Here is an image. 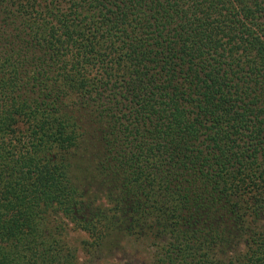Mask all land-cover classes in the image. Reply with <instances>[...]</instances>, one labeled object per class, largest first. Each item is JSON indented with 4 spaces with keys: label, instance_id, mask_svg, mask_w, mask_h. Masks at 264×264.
<instances>
[{
    "label": "trees",
    "instance_id": "16d2710c",
    "mask_svg": "<svg viewBox=\"0 0 264 264\" xmlns=\"http://www.w3.org/2000/svg\"><path fill=\"white\" fill-rule=\"evenodd\" d=\"M264 264V0H0V264Z\"/></svg>",
    "mask_w": 264,
    "mask_h": 264
},
{
    "label": "rangeland",
    "instance_id": "374dc122",
    "mask_svg": "<svg viewBox=\"0 0 264 264\" xmlns=\"http://www.w3.org/2000/svg\"><path fill=\"white\" fill-rule=\"evenodd\" d=\"M69 235L71 237V241L74 243L75 247L77 248V255H78L79 260L82 263L87 264L86 256L84 255L82 249L80 248V240L82 238H85L87 234L81 230H72ZM147 255L148 253L145 250H143L139 252L138 254H136V256L132 258L131 262H133L134 264H139L143 262V260L146 259Z\"/></svg>",
    "mask_w": 264,
    "mask_h": 264
}]
</instances>
